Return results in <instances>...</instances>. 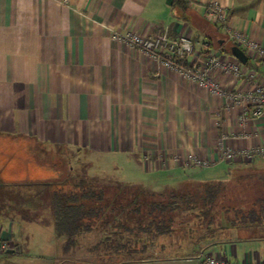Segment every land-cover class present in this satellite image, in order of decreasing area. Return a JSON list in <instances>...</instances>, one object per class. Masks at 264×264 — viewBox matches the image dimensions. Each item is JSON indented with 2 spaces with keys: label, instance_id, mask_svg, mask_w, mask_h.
Listing matches in <instances>:
<instances>
[{
  "label": "crops",
  "instance_id": "crops-1",
  "mask_svg": "<svg viewBox=\"0 0 264 264\" xmlns=\"http://www.w3.org/2000/svg\"><path fill=\"white\" fill-rule=\"evenodd\" d=\"M212 1L227 9V27L205 19L204 8ZM187 2L181 14L166 0H0L4 193H31L36 185L28 180L35 175L34 165L52 151L64 163L84 152L138 157L152 172L158 165L161 172L193 167L186 160L193 154L210 161V167L230 165L228 172L253 163L252 169L264 176V163L255 166L264 155L255 154L251 162H227L221 160L220 149L221 140L234 151L264 149V115L240 122L241 106L113 39L114 33L129 31L146 37L185 35L194 41L198 58L215 56L229 64L236 59L221 51L231 42L228 29L264 47V0ZM208 42L218 47L207 48ZM208 50L210 55H203ZM251 73L254 78L248 77ZM210 78L228 92H251L258 84L264 86V60L249 58L238 75L215 69ZM8 213L0 215V222L16 217ZM225 231L198 243L195 255L180 262L204 264L201 255L212 254L234 264H264V224ZM16 236L13 224L0 225V242L15 241Z\"/></svg>",
  "mask_w": 264,
  "mask_h": 264
},
{
  "label": "rangeland",
  "instance_id": "rangeland-1",
  "mask_svg": "<svg viewBox=\"0 0 264 264\" xmlns=\"http://www.w3.org/2000/svg\"><path fill=\"white\" fill-rule=\"evenodd\" d=\"M34 157L36 160L40 159L39 156ZM65 162L56 151L42 155L40 164L37 161L34 165L35 175L28 180L29 184L36 185L33 191L31 193H28L29 190L22 191L17 197L11 191L8 195L7 193L2 195L6 210H9V216L16 217L11 219L12 223L1 221L0 225L13 224L17 232L16 237H20L15 241L7 242L8 247L15 249L17 253L12 255L5 253L0 257V264H185L181 263L180 259L195 255L194 252L199 249L198 238L204 234L207 235L208 229L211 232L210 229L213 228L214 236L222 237L226 234L227 227L231 226L230 224H213L205 229L206 225L196 224L198 221L192 216H185L183 219H189L191 223L174 224V231L170 235L153 237L140 233V243L136 246V252L140 253L134 256L127 255L125 251L117 252L114 248H106L102 243L107 237L112 245H115L118 240L125 241L127 237H131L127 232L123 230L120 233L123 234L121 236L113 234L118 232V229L112 225L96 227L83 235L79 245L66 253L63 250L64 239L57 237L55 232L48 197L51 183L69 175L75 180L87 174L91 179L137 184L147 190L160 192L165 188H181L189 183L195 185V183L227 180L229 179L228 169L231 166L227 164L203 168L191 166L173 172H161L163 169L158 165L157 169L160 172L154 171V167L152 172L147 169L142 158L122 155L101 156L85 152L78 156L73 154ZM263 163L264 159L260 158L255 162V166L261 167ZM249 167H254V164H250ZM230 190L234 191V194L230 196L236 201L241 196L245 199L247 196L248 198L254 196L251 190L243 189L241 183L234 180L228 184V191ZM220 204L228 206L229 202L222 200ZM234 214V212L228 213V216L233 218ZM3 216L5 215L2 214ZM237 227L244 226L237 225ZM145 242L148 246L145 252L141 253L142 244Z\"/></svg>",
  "mask_w": 264,
  "mask_h": 264
},
{
  "label": "trees",
  "instance_id": "trees-1",
  "mask_svg": "<svg viewBox=\"0 0 264 264\" xmlns=\"http://www.w3.org/2000/svg\"><path fill=\"white\" fill-rule=\"evenodd\" d=\"M187 5V0H174L172 7L183 14ZM216 43L208 42L205 46L217 48ZM233 45L234 42H229L221 51L231 55L230 47ZM203 55H210L209 50ZM248 64L249 60L245 66ZM228 174L229 181L189 183L181 188H165L160 192L147 190L137 184L91 179L87 174L75 180L69 175L51 183L48 191L55 232L57 237L64 239L63 250L67 253L79 245L83 235L94 228L112 225L118 229L113 234L122 236L120 233L124 230L132 238L118 240L112 245L107 237L102 243L106 248L125 251L127 255L134 256L139 252H136V246L140 243V233L153 237L170 235L174 231V224L191 223V220L183 219L185 216H192L198 221L196 224L206 225L205 229L213 224H230L234 227L264 224L263 173L244 167ZM232 180L241 183L243 189L251 190L255 197L248 198L246 195V199L242 196L238 201L233 199L230 195L234 191H228V184ZM3 184L0 178V188ZM4 191L0 189V215L9 212L2 198ZM222 200L229 202V205H221ZM233 212L234 217H229L228 213ZM210 230L207 235L198 238V243L214 237L213 228ZM147 246V242L142 244L141 253L145 252Z\"/></svg>",
  "mask_w": 264,
  "mask_h": 264
},
{
  "label": "built area",
  "instance_id": "built-area-1",
  "mask_svg": "<svg viewBox=\"0 0 264 264\" xmlns=\"http://www.w3.org/2000/svg\"><path fill=\"white\" fill-rule=\"evenodd\" d=\"M204 17L213 25L227 27V9L217 1H212L205 6ZM228 38L235 45L244 48L248 58L264 60V47L249 39L244 33L228 29ZM113 39L132 49H138L155 60L164 62L167 66L182 74L184 78L198 83L219 97L227 98L230 104L241 106L240 122L244 123L249 118L258 119L264 115L263 85L258 84L255 90L251 92L231 93L222 88L217 81L210 78V71L215 69L230 71L238 75L242 71V65L239 61L235 60V63L232 62V64L224 63L215 56L202 60L195 55L194 41L185 35L175 39L167 32H163L153 37H146L137 32L129 31L126 34L114 33ZM188 58H191V60L188 61ZM248 77L254 78V75L251 73L248 74ZM220 149L221 160L227 162H233L237 159L251 162L255 154L264 155V149L259 150L258 153L249 152L248 150L234 151L226 147L222 140ZM186 160L189 165L200 168L212 165L210 161L200 159L193 154H188ZM9 249L7 242H0V256ZM201 258L204 264H234L223 261L212 254H202Z\"/></svg>",
  "mask_w": 264,
  "mask_h": 264
},
{
  "label": "water",
  "instance_id": "water-1",
  "mask_svg": "<svg viewBox=\"0 0 264 264\" xmlns=\"http://www.w3.org/2000/svg\"><path fill=\"white\" fill-rule=\"evenodd\" d=\"M173 3H174V0H166V4L169 6H172ZM230 53L242 65L247 64L249 58H248L247 54L239 46H237V45L231 46L230 47ZM216 56H218V55H216Z\"/></svg>",
  "mask_w": 264,
  "mask_h": 264
}]
</instances>
